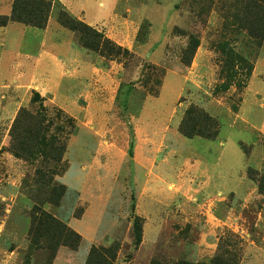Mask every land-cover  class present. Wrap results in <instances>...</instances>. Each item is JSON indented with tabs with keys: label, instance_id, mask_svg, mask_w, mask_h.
Wrapping results in <instances>:
<instances>
[{
	"label": "rangeland",
	"instance_id": "1",
	"mask_svg": "<svg viewBox=\"0 0 264 264\" xmlns=\"http://www.w3.org/2000/svg\"><path fill=\"white\" fill-rule=\"evenodd\" d=\"M46 1V60L0 26V264H264V11Z\"/></svg>",
	"mask_w": 264,
	"mask_h": 264
},
{
	"label": "trees",
	"instance_id": "2",
	"mask_svg": "<svg viewBox=\"0 0 264 264\" xmlns=\"http://www.w3.org/2000/svg\"><path fill=\"white\" fill-rule=\"evenodd\" d=\"M254 5L258 12L261 13V11H264V0H254ZM50 10L51 3L46 0H14L11 7L10 17H0L1 19L3 18V23L0 26H5L10 20L36 29H45ZM58 21L60 25L74 27L75 20L69 17L66 13H61L58 16ZM179 132L187 138H192L194 136L187 132L183 125H180ZM217 135L218 132L215 137ZM133 228L135 233V243L138 244L140 234L137 218L133 223ZM92 255L93 253L88 257L86 264H92L90 261Z\"/></svg>",
	"mask_w": 264,
	"mask_h": 264
},
{
	"label": "crops",
	"instance_id": "3",
	"mask_svg": "<svg viewBox=\"0 0 264 264\" xmlns=\"http://www.w3.org/2000/svg\"><path fill=\"white\" fill-rule=\"evenodd\" d=\"M58 1H60L63 5H64V7L70 12V13H72L74 16H77V17H87V14H83V8H85V2L83 3V1L82 0H58ZM100 6L101 5H103V3H98ZM83 5H84V7H83ZM9 12H10V8L9 7H7V8H5V9H2V12H1V14H5V15H8L9 14ZM54 18H52L51 16H49V18H48V21H47V25H46V27H45V29L43 30V37H44V44H43V46H44V49L45 50H43V52H44V55H43V58H42V60H46V39H48V38H50L49 36H51L52 35V39H54V40H58V39H60L59 37H62L61 35V33H62V31H63V29H62V31H61V28H60V26L58 25V23L57 22H55L54 20H53ZM20 25L19 24H13V25H10V26H8L7 27V30L9 31V30H11L13 33H16V34H21V33H23V29H21L20 27H19ZM10 31V32H11ZM53 32H54V34H53ZM12 34V33H11ZM15 36V35H14ZM21 36V35H20ZM20 38V37H19ZM18 38V39H19ZM63 50H65V48H63L61 45H59L58 47H57V50H56V52L60 55V53H62V52H64ZM18 52L19 51H15V50H13V53L12 54H10V55H8L10 58H14L15 56L17 57L18 56ZM17 59H18V62H20L21 64H23L25 67H29V66H31V64H32V60L33 59H31V57L30 56H28V55H22V56H18L17 57ZM34 70V69H33ZM32 73L33 72H30V73H28L27 74V76H26V78H27V81L30 79V77H31V75H32ZM31 74V75H30ZM257 80L256 79H253V76L251 77V80H250V85H249V87H248V90H250V94L252 93L253 94V96H255L254 95V93L253 92H255V87H258L257 86V84L255 83ZM251 88H252V90H253V92H252V90H251ZM251 97L249 96V94H248V96L246 97V99H247V101H245L247 104L249 103L250 105L249 106H251L252 104V101H254L253 99H254V97L253 98H251ZM252 123H254L253 121H252ZM255 124V123H254ZM259 126L261 127V128H264V122L263 123H259ZM220 145V144H219Z\"/></svg>",
	"mask_w": 264,
	"mask_h": 264
}]
</instances>
